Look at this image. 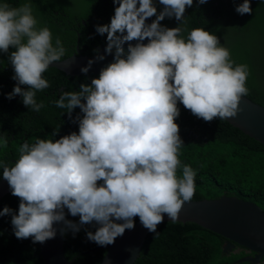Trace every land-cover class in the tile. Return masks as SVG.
<instances>
[{"label":"clouds","instance_id":"1","mask_svg":"<svg viewBox=\"0 0 264 264\" xmlns=\"http://www.w3.org/2000/svg\"><path fill=\"white\" fill-rule=\"evenodd\" d=\"M113 3L118 7L110 24L96 26V32L107 34L105 52L115 49L114 62L90 84L62 92L54 102L69 117L73 109H80L78 133L25 142L13 166L0 162L11 194L20 200L18 213L4 207L0 216L11 214L18 239L32 237L34 243H43L55 237L53 225L58 222L79 231L65 219V208L79 216L81 225H99L86 235L100 246L133 229L137 216L153 233L164 214L175 222L196 188V172L181 166L178 158L183 141L174 122L180 114L177 102L210 122L235 117L241 97L248 94L247 65L233 67L229 50L218 46L214 34L194 28L185 38L180 26H161L165 17L183 22L193 0H159L164 7L158 15L152 0ZM235 11L251 14L249 0ZM154 15L156 19L146 24ZM37 23L29 3L20 7L0 3V51L15 48L9 60L17 85L7 98L19 95L25 106L39 112L44 105L36 102V92L49 87L42 74L51 63L61 61L66 49L59 37L54 46L51 31L38 29ZM145 39L148 43H141ZM133 40L138 42L132 45ZM125 43L127 55L122 58ZM92 63L81 72L86 74Z\"/></svg>","mask_w":264,"mask_h":264},{"label":"trees","instance_id":"2","mask_svg":"<svg viewBox=\"0 0 264 264\" xmlns=\"http://www.w3.org/2000/svg\"><path fill=\"white\" fill-rule=\"evenodd\" d=\"M0 3L10 7L29 3L38 22L36 27H47L51 31L54 46L56 38L61 39L66 49L61 60L76 54L77 47L80 55H95L96 47L107 43V34L97 33L96 26L110 24L118 7L113 0H0ZM242 3L243 0H207L200 4L193 0L192 6L185 8L183 22L165 17L160 24L166 28L180 26L185 38L194 28L214 34L219 46L229 50L233 67L240 64L248 67L245 83L248 94L243 97L264 107V0H249L251 14L240 15L235 8ZM152 4L158 15L164 6L159 0H152ZM12 51H15L12 46L8 52L0 51V162L9 167L18 159V149L25 142L34 143L36 138L56 140L72 132L78 133L77 117L83 115L80 109H73L69 117L67 110L57 108L54 102L62 92L79 91L81 84H90L92 78H98L92 74L69 76L53 68L47 69L42 75L49 87L37 91L35 96L36 102L43 103L44 107L36 112L25 106L19 95L17 100L15 96L7 98L15 86L14 69L9 60ZM20 87L28 90L27 85ZM177 107L180 114L174 122L179 126L183 141L178 158L181 166L189 165L196 172L191 201L236 197L264 211V146L218 117L206 122L182 104L177 103ZM4 140H7L6 145ZM181 175L182 167L177 169V176ZM19 203L18 197L8 194L0 202V210L8 207L16 214ZM65 213V219L79 227V231L73 232L65 225V258L74 259L72 264H100L106 251H95L102 246L86 235L94 233L99 225L95 222L81 225L79 216H72L67 208ZM138 220V216L134 217V224ZM223 246L222 237L195 224L166 222L146 236L135 264H230L222 261L227 258ZM0 264H44L38 243H34L32 237L18 239L14 235L11 214L0 216Z\"/></svg>","mask_w":264,"mask_h":264},{"label":"water","instance_id":"3","mask_svg":"<svg viewBox=\"0 0 264 264\" xmlns=\"http://www.w3.org/2000/svg\"><path fill=\"white\" fill-rule=\"evenodd\" d=\"M152 21L153 16L147 18L145 23L150 24ZM137 42L133 40L130 43L135 45ZM141 43L147 44L148 40L145 39ZM106 44L96 47V53L91 57L80 55L77 47L76 54L51 63L48 69L53 68L69 76L87 74L99 76L101 69L114 62L115 49L111 53H106ZM123 47L124 55L122 58H126L128 43H125ZM100 56H103V59H99ZM90 60L93 63L88 72L86 74L82 73L81 68L87 67ZM13 83L15 86L17 85L16 80ZM18 98L19 96L16 95L15 100ZM238 107L239 111L236 116L226 118L224 121L264 146V107L245 97H241ZM8 194H11L10 186L2 178L0 179V202ZM64 215L66 218L65 209ZM166 222L173 221L169 220L167 215L164 214L162 223ZM175 222L192 223L203 230L222 237L226 243L223 252L238 246L253 254L241 258L238 263L258 264L264 258V211L254 203L227 196L217 199L190 201L184 203ZM53 227L56 229L54 238L43 243L37 242L44 264H72L74 259L68 261L63 251L64 222L54 223ZM62 229L64 230L63 234ZM149 233L150 231L144 228L138 220L133 229H128L123 235L117 237L112 244L95 250L106 251L100 264H135L144 240Z\"/></svg>","mask_w":264,"mask_h":264},{"label":"rangeland","instance_id":"4","mask_svg":"<svg viewBox=\"0 0 264 264\" xmlns=\"http://www.w3.org/2000/svg\"><path fill=\"white\" fill-rule=\"evenodd\" d=\"M240 254H242L241 257L238 256ZM228 255H229V257H228ZM224 256L227 257V258H225V259L222 258L223 263H230V264H232L233 262H235V264H243V263H238L239 260L241 258H243V257H246V256H252V254H250V252H248L246 250H242V249H240L238 247H235L234 249H231V250L230 249H227L224 252ZM258 264H264V258H262L261 261Z\"/></svg>","mask_w":264,"mask_h":264},{"label":"flooded vegetation","instance_id":"5","mask_svg":"<svg viewBox=\"0 0 264 264\" xmlns=\"http://www.w3.org/2000/svg\"><path fill=\"white\" fill-rule=\"evenodd\" d=\"M219 46V45H218ZM226 245V243H225V240H224V246ZM223 246V247H224ZM236 247H238V246H236ZM238 248H240V247H238ZM240 249H242V248H240ZM242 250H245V249H242ZM250 254H252V253H250ZM253 255V254H252Z\"/></svg>","mask_w":264,"mask_h":264}]
</instances>
